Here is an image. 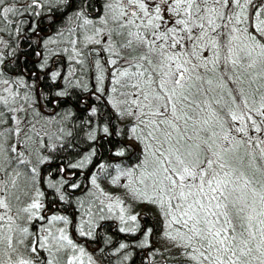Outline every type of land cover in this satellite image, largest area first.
Here are the masks:
<instances>
[{
    "label": "snow or ice",
    "instance_id": "1",
    "mask_svg": "<svg viewBox=\"0 0 264 264\" xmlns=\"http://www.w3.org/2000/svg\"><path fill=\"white\" fill-rule=\"evenodd\" d=\"M138 257L264 264V0H0V264Z\"/></svg>",
    "mask_w": 264,
    "mask_h": 264
},
{
    "label": "trees",
    "instance_id": "2",
    "mask_svg": "<svg viewBox=\"0 0 264 264\" xmlns=\"http://www.w3.org/2000/svg\"><path fill=\"white\" fill-rule=\"evenodd\" d=\"M41 27L44 28V32L42 33V35L47 36V35H49V34H51L52 32L55 31V27H56V26H53L52 28H48L47 25L45 24V25H42ZM25 50L27 51V49H25ZM28 59L31 60V59H34V57H33L32 55H29ZM49 65H50V64H49ZM81 147H83V145H81ZM111 231L114 232V231H115V228L113 227V228L111 229ZM141 255H143V254L141 253ZM136 264H140V259H139V257L137 258Z\"/></svg>",
    "mask_w": 264,
    "mask_h": 264
},
{
    "label": "rangeland",
    "instance_id": "3",
    "mask_svg": "<svg viewBox=\"0 0 264 264\" xmlns=\"http://www.w3.org/2000/svg\"><path fill=\"white\" fill-rule=\"evenodd\" d=\"M46 48L49 50L45 51V56L48 57V60H50V58L53 56L52 52L57 49V45L48 44V45H46ZM58 59L59 58H57L56 60H58ZM51 60H52V58H51ZM51 63H52V61H51Z\"/></svg>",
    "mask_w": 264,
    "mask_h": 264
},
{
    "label": "flooded vegetation",
    "instance_id": "4",
    "mask_svg": "<svg viewBox=\"0 0 264 264\" xmlns=\"http://www.w3.org/2000/svg\"><path fill=\"white\" fill-rule=\"evenodd\" d=\"M52 57H53V56H52ZM52 57H51V58H52ZM51 58H50V60H49V64H50V63H51V61H52V60H51ZM50 65H51V64H50Z\"/></svg>",
    "mask_w": 264,
    "mask_h": 264
},
{
    "label": "water",
    "instance_id": "5",
    "mask_svg": "<svg viewBox=\"0 0 264 264\" xmlns=\"http://www.w3.org/2000/svg\"><path fill=\"white\" fill-rule=\"evenodd\" d=\"M56 58H58V57L55 56V57L52 58V60H54V59H56Z\"/></svg>",
    "mask_w": 264,
    "mask_h": 264
}]
</instances>
